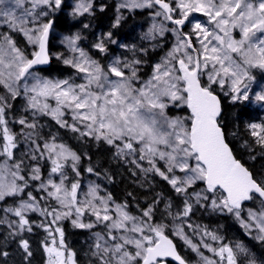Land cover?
Here are the masks:
<instances>
[{
  "label": "snow or ice",
  "instance_id": "1",
  "mask_svg": "<svg viewBox=\"0 0 264 264\" xmlns=\"http://www.w3.org/2000/svg\"><path fill=\"white\" fill-rule=\"evenodd\" d=\"M63 6L64 0H0V27L8 29L0 32V87L6 93L0 95L3 140L0 157H4L0 163V202L8 197H20L18 201L14 200V206L0 209L4 213L0 225L7 227L8 237L31 233L33 222L27 214L39 212L46 219L51 217L50 223L38 225L47 233L41 242L46 253L45 264H76V254L66 244L65 231L59 226L60 221L74 215V228L90 230L102 224L106 230L94 233L92 255L98 264H168L169 258L178 264H188L177 252L173 240L165 234L166 225L149 222L153 207L143 212L147 220L130 215L123 205H116L113 215L109 207L111 197H97V186H89L85 200H79L80 181L72 182L69 187L63 169L71 161L72 171L79 177L77 163L80 156L67 145L55 143V137L41 148L32 139L33 132L24 133L35 145L31 159H44L46 153L52 166L47 182L38 165L32 167L27 178L22 174L24 161L15 160L13 150L17 148V140L6 118V110L12 107L8 98L19 97L22 87L27 106L34 110V115L37 112L49 115L63 128H71L81 136L94 137L97 141L103 140L116 147L118 155L135 153L136 145H139L140 160L147 158L151 165L146 171H155L176 193L185 196L183 210L175 218L189 216L193 209L190 199L194 198L200 204L207 202L209 195L206 193H211V204L201 206L234 213L247 234L251 235L255 228L258 233L255 239L264 243V183H258L234 157L220 121L221 100L213 88L216 84L221 90L227 86L229 91L225 95L230 96L233 104H244L245 111L246 105L251 103L264 107V85L257 83L253 74V70H259L261 80H264V0H122L118 11L158 6L143 39L154 40L158 35H164L168 29L164 24L156 23L157 18L163 17L173 25L171 31L176 35V43L163 61L155 64L151 77L140 81V60L113 59L105 69L78 46L81 39L78 33L64 36L62 43L78 55L70 59L58 58L83 74L84 82L79 84L71 79H46L33 71L34 66L50 62L49 44L54 21L47 17ZM92 11V0H77L69 15L83 16ZM194 13L206 17L207 23L190 19ZM122 18L117 16L113 27L118 26ZM188 23L191 31L184 32L182 29ZM237 30L238 39L233 35ZM12 32L21 33L32 46L31 56L18 47ZM111 35V32L107 34L108 40ZM192 36L196 37L199 47L194 46ZM94 47L101 53L107 52L103 38ZM205 73L206 83L202 80ZM29 79L33 81L31 85ZM49 98L55 100L54 107L48 103ZM169 104L185 105L190 115L169 117L166 112ZM66 110L72 113V124L63 119ZM18 123L33 131L37 127L25 118L19 119ZM247 128L256 143L264 147V122L250 123ZM157 158L166 162V172L156 166ZM191 160L195 161L194 165ZM176 170L184 176L174 175ZM87 171L91 173L93 169ZM54 174H59V182L51 178ZM30 180L40 181L38 191L56 201L59 208H41L31 192L23 198L21 194L26 192ZM197 181L203 182L205 188L189 197L188 190ZM218 189L222 190L219 196L216 195ZM253 194L261 198L262 208L258 212L250 209L246 221L241 218L242 202L251 200ZM171 207V204L166 205L169 215H172ZM86 210H90L95 221H83ZM53 225L56 226L53 228ZM173 234L197 253L202 264H245V261L246 264H257L243 242L223 243V237L207 229L203 230L199 244L193 243L182 227ZM204 237L220 242V246L213 247ZM19 247L25 253V260L33 255L27 239L20 238ZM201 247L218 259L205 256ZM0 255L6 257L8 253L5 251Z\"/></svg>",
  "mask_w": 264,
  "mask_h": 264
},
{
  "label": "trees",
  "instance_id": "2",
  "mask_svg": "<svg viewBox=\"0 0 264 264\" xmlns=\"http://www.w3.org/2000/svg\"><path fill=\"white\" fill-rule=\"evenodd\" d=\"M72 1V0H71ZM69 0H64V6L61 10L50 14L47 19L54 21V27L50 39L49 49L52 54L58 52V56L55 55L51 58V63L46 69H40L38 73L43 76H50L51 78H63L71 77L72 70L70 65L62 63L63 59L58 57L65 55L67 49L58 44L55 47L53 40L58 35L68 36L78 33L82 38H93L94 44L101 41L103 38L107 52L101 53L92 45L85 46L87 55L98 61L102 66L107 68V63L114 58L127 61L138 59L141 61L138 66V75L140 81L146 79L151 73L153 63L156 59L167 49L169 41L166 40L170 34L165 32L164 35L157 36L154 40H145L141 37L140 31H144L146 25L150 19L149 14L155 13L157 9L146 8L142 10H132L128 13L121 9V15L124 16L120 24L116 27H111L110 23L114 19V11L112 9L113 0H92L93 11L91 14H85L83 16L72 17L69 15L71 8ZM103 8V11H101ZM88 25L87 28L84 25ZM114 25V24H113ZM167 26H169L167 24ZM97 32L99 35L97 36ZM111 32V40H108L107 34ZM13 39L17 41V45L26 47V39L20 36L17 32L10 33ZM111 41H116L113 44ZM140 43V44H138ZM81 45H83L81 41ZM125 45L126 47H121ZM30 49L29 47H26ZM133 48L135 51H133ZM142 49L144 51H142ZM254 75L259 76V70H253ZM203 80V79H202ZM204 81V80H203ZM205 82V81H204ZM206 83V82H205ZM216 94L219 96L222 105V114L220 121L223 125V131L225 133L226 142L230 146L234 157L238 159L253 175V178L258 183H264V147L256 143V139L251 136L247 125L250 123L264 122L263 110L258 105L253 103L245 105L241 103L233 104L231 99L225 95L216 85L213 86ZM19 99L14 106L18 104ZM15 108V107H14ZM17 111H21L17 109ZM167 115L171 118H185L190 115V111L185 105L177 108L171 104L166 109ZM22 115L26 120H31L37 125L36 132H33L32 139L45 141L52 140L55 137V143H63L75 151L80 160L77 163V169L80 173L78 179L83 176H92L95 182L102 185L106 195L111 197L114 202H119L123 206H126V211L132 216H142L143 211L147 210L150 206L153 207V223L166 225L165 233L172 236L175 240L177 247L186 261L192 263V259L188 256L190 251L184 249L183 242L174 236L170 230L168 221L178 220L181 222L185 229V234L192 239L193 243L199 244L203 235V230L207 229L209 232H214L218 236L223 237V243L234 244L231 241L230 235L234 234L238 237L243 232H246L244 228L239 224L238 220L234 217V214H229L224 211V214H218L212 208L209 209L206 206H201L211 201L212 194L209 195V200L205 203L195 205V209L189 214L188 217L175 218L178 212H181L184 207L185 198L181 195H177L172 191V188L166 180L157 177L156 173L151 171L141 172V170L132 162L126 161L117 155L116 148L108 145L103 140L97 141L94 137L81 136L77 132L72 131L70 128H63L49 115L36 113L32 115V111L28 108L27 103L24 104ZM10 115L7 114V120L10 119ZM187 122V121H186ZM10 126L14 127L13 130L16 133V124L14 121L9 120ZM1 136V134H0ZM2 142L0 138V143ZM26 156V155H25ZM16 160V159H15ZM24 171L23 175L28 177L26 173L28 171L29 159L24 158ZM14 162V161H13ZM50 161L47 159V154L43 159L41 171L50 172ZM88 168H92L93 172L89 173ZM65 169V168H64ZM69 173L68 185L71 182V178L74 177L72 170L67 169ZM57 175V174H54ZM40 181L37 183L29 181V187L25 193L21 196L25 198L27 192H31L39 201V205L42 208L46 195L42 191H38ZM199 187H203V182H196L191 188L190 192H194ZM204 189V188H203ZM220 192L217 191L216 195L219 196ZM20 197H8L5 201L0 202V209L14 206V200L18 201ZM171 202V206L176 209L175 215H169L165 210L167 202ZM257 202L261 204V201L256 196H253L250 203L245 207L254 208ZM262 205V204H261ZM29 219L33 221L37 219L42 221V216L39 212H30L27 214ZM0 216H4V213L0 211ZM13 218V217H10ZM49 221V220H48ZM190 222V224H188ZM50 223V222H49ZM70 218L64 219L59 222L65 231L66 244L76 254V264H97L96 261H92L88 258L82 241H80L85 231L82 229L74 228L72 226ZM189 225L192 227L190 228ZM102 226L95 228L94 230H101ZM8 229L6 226L0 225V253L7 252L5 257L0 255V264H44L45 257L42 252V241L47 237V233L37 225L33 226L31 233L25 232L22 237H8ZM195 235V236H189ZM7 237V239H5ZM27 239L29 241L30 250L33 255L25 260V253L19 247V239ZM207 243L213 247H219L220 242H213L209 237H204ZM240 240L247 244H253L251 239ZM257 243L256 241H254ZM263 246V243H257ZM201 251L205 255H211V258L218 259L212 252L201 247ZM263 255L264 252H260ZM258 254H254L256 256ZM193 257V254H192Z\"/></svg>",
  "mask_w": 264,
  "mask_h": 264
},
{
  "label": "rangeland",
  "instance_id": "3",
  "mask_svg": "<svg viewBox=\"0 0 264 264\" xmlns=\"http://www.w3.org/2000/svg\"><path fill=\"white\" fill-rule=\"evenodd\" d=\"M77 2V0H69V4L70 5H72V6H74L75 5V3ZM122 2V0H113V6H112V9H113V11H114V14H115V17H114V19L112 20V22L110 23V25H111V27L113 26V24H114V22H115V20L117 19V16L119 15V13H121V10H117L118 9V5L120 4ZM142 9H144V8H142ZM142 9H138V10H142ZM123 10H125V11H127V15H128V13L130 12V11H132V10H129V9H123ZM154 14V13H153ZM194 15L196 16L197 15V18H195V19H199L202 23H207V18L206 17H204L202 14H200V13H194L193 14V16L192 17H190V19H193L194 18ZM122 17H124V16H122ZM149 17H150V19H149V21H148V23H147V25H146V28H145V30L144 31H140V36L142 37L143 36V34L145 33V32H147V30H148V28L151 26V24L153 23V19H152V14L150 13L149 14ZM156 23H162V24H164V26L166 27V25H165V23H164V19H163V17H159V18H157L156 19ZM168 30L167 31H169L170 33H171V35L173 36V42H172V44H171V47L169 48V50L163 55V54H161L157 59H156V61L153 63V66H152V70H151V73L149 74V76L146 78V79H144L143 81H146V80H148L150 77H151V75H152V73H153V69H154V66H155V64H157V63H161L162 61H163V59L167 56V53L173 48V46H174V44L176 43V35H175V33H173L172 31H171V29H172V27H166ZM186 28H187V30H189V31H191V24L190 23H188V24H186ZM5 31H8V29L7 28H3V27H0V32H5ZM20 36H22V37H24L21 33H18ZM99 35V32H97V36ZM233 35L238 39L239 38V35H238V30L237 31H234L233 32ZM63 37L64 36H62V35H58L57 34V37L53 40V43H54V45H55V47L57 46V48L56 49H58V43H59V41L60 40H62L63 39ZM194 37V39H195V43H194V46L195 47H199V44L196 42V37L195 36H193ZM26 41V44L28 43L27 42V40H25ZM194 42V41H193ZM138 44H140V43H138ZM18 47H20L22 50H24L25 51V53H26V55H29V56H31V53H32V51H33V48H32V46L31 45H29V44H27L26 45V47H29L30 49H27L26 47H25V45L24 46H19L18 45ZM54 55H58V53L57 54H54ZM74 55H78V53H76V54H74V53H72L69 49H68V53L67 54H65V55H63V59H70V58H72ZM123 61H127L125 58L123 59ZM62 63H63V61H62ZM71 67V66H70ZM71 69H73L72 70V76L71 77H63V78H58V77H55V78H51L50 76H43V75H41L40 73H38V70H33L34 72H36L37 74H39L41 77H43V78H46V79H51V80H63V79H71L74 83H77V84H79V83H83L84 82V80H83V74H79L78 72H77V70L75 69V68H73V67H71ZM254 74V73H253ZM261 75L262 74H259V76H256L257 77V83H259V84H262V85H264V80H261ZM204 78H205V80L207 81V74L205 73V75H204ZM28 83H29V85H31L32 83H33V81H31V79H29V81H28ZM218 85V84H217ZM137 86H139V85H137ZM219 86V85H218ZM220 87V86H219ZM229 91V89H228V87L226 86L224 89H223V92L224 93H227ZM6 93H5V90L2 88V87H0V95H5ZM23 97V99L22 100H20L19 99V102H18V104L17 105H15L14 106V103L15 102H17V98H19V97ZM19 97H17L15 100H12L10 97L8 98V102L12 105V107L10 108V109H7L6 110V113L7 114H9L10 116V119H8V121L9 120H12V121H14L15 122V124H16V130H17V132L15 133L14 132V130H13V128L14 127H12V126H10V124L8 123V127H9V129H10V131L11 132H13L14 134H15V136H16V140H17V148L16 149H14L13 151H14V156H15V159L16 160H21V159H23V157L24 158H28L29 159V164H28V171L26 172L27 174H28V176H29V174L31 173V169H32V167L33 166H36V165H38L39 167H40V169H41V166H42V162H43V159H37V160H32L31 159V153H32V150H34L35 149V145L34 144H32L29 140H27L26 139V137H25V135H24V133H27V132H36V129L33 131V130H30V129H27V128H24V126H22V125H20L19 123H18V120L19 119H21V118H25L23 115H22V110H23V106H24V104L25 103H27V99L25 98V96L23 95V88L21 87V95H20ZM229 98H230V96H228ZM231 99V98H230ZM44 101H43V98H41V103H43ZM48 103L50 104V105H52L53 107L55 106V100L54 99H51V98H49V100H48ZM253 104H255V105H258L260 108H262V110H263V116H264V107H262L260 104H256V103H253ZM169 105H171V104H169ZM183 104H179V105H175L177 108H179V107H181ZM15 107V108H14ZM17 109H20L21 111H17ZM31 111H32V115H33V112H34V110H32V109H30ZM51 117V116H50ZM173 118H176V117H173ZM63 119H65L69 124H72L73 123V120H72V113L70 112V111H67L66 110V112H65V116L63 117ZM28 121V123H34V122H32L30 119L29 120H27ZM261 123V122H260ZM80 127H81V130L83 131L84 129H83V126L82 125H80ZM71 129V128H70ZM79 135H80V132H77ZM0 138H1V140H2V134H1V136H0ZM34 140V139H33ZM36 141V140H35ZM52 140H45V141H42V140H39L38 142L36 141V143L37 144H39L40 146H41V148H43V144L45 143V142H51ZM2 144H3V140H2V142L0 143V147H2ZM136 147H137V151L135 152V153H131V154H124V155H118L120 158H122V159H125L126 161H130V162H132L133 164H135L140 170H141V172H146V169H149L150 167H151V165L149 164V162H148V159L147 158H145L144 160H140V153H139V145H136ZM116 148V147H115ZM116 152H117V149H116ZM37 154V156L39 157V153H36ZM46 154V153H45ZM26 155V156H25ZM3 160H4V157H0V163H2L3 162ZM135 161V162H134ZM190 163L191 164H195V161L194 160H191L190 161ZM50 165H51V162H50ZM139 165V166H138ZM156 166L157 167H159L160 169H161V171H167V164H166V162L165 161H162V160H159L158 158L156 159ZM67 169H70V170H72V162L71 161H68L67 162V164H66V166H65V169H63V171H64V174L69 178V173H68V170ZM151 172H154V173H156L155 171H151ZM50 173V172H49ZM74 173V177L73 178H71V182H69L68 183V186L70 187V185H71V183L72 182H75L76 180H79L78 179V177L76 176V174H75V172H73ZM174 175H176V176H180V177H183L184 176V173H182V172H180L179 170H176L174 173H173ZM41 175H42V178H43V180L45 181V182H47V180L49 179V174H48V172H45V174H43L42 173V171H41ZM156 176L157 177H160V178H162L160 175H158L157 173H156ZM52 179H54L56 182H59V179H60V176H59V174H57V175H52V177H51ZM163 179V178H162ZM34 182H38V181H34ZM66 182H68V180L66 181ZM198 182V181H197ZM201 182V181H200ZM168 183V182H167ZM169 184V183H168ZM39 185H40V183H39ZM80 188L78 189V199L79 200H81V201H83V200H85V198H86V194L88 193V191H89V186H97V192H96V195H97V197H99V198H105V199H107L108 198V196L106 195V193H105V191H104V189H102L103 187H102V185H100L99 183H97V182H95V180H94V178L92 177V176H83L81 179H80ZM170 185V184H169ZM170 187L172 188V186L170 185ZM39 188V187H38ZM37 188V189H38ZM203 188H205L204 187V185H203V187H199L197 190H195L194 192H199V191H201ZM172 191L175 193V194H177V195H181V196H183L184 198H185V196H184V194L183 193H180V194H178V193H176L175 191H174V189L172 188ZM192 193L193 192H190L189 190H188V195H189V197H191V195H192ZM45 195H46V193H44ZM25 198H27V195H25ZM257 198H259V197H257ZM260 199V198H259ZM261 201V200H260ZM189 202L190 203H192L193 204V208L195 207V205H198L197 203H196V201H195V199L194 198H192V199H190L189 200ZM201 203H205V201H201ZM169 204H171V202H167V205H169ZM207 205H210L211 204V201H209V202H207L206 203ZM116 205H122L121 203H119V202H114V201H110V203H109V207L111 208V210H112V214L113 215H115V209H116ZM206 207H208L209 209H211V207L210 206H206ZM42 208H48L49 210H51L52 208H59V205L57 204V202L56 201H54V200H51V199H49V198H46L45 200H44V205L42 206ZM261 208H262V205L260 204V203H258L257 202V205H256V207H254V208H248V207H245L244 206V208H243V211L241 212V218L242 219H244V220H246L247 221V219H248V215H249V210L251 209V210H253V211H260L261 210ZM62 211L64 210V209H61ZM126 210V209H125ZM165 210H166V208H165ZM222 212V211H221ZM225 212H227V211H225ZM171 213H172V215H175L176 214V209L175 208H173V207H171ZM234 214V213H233ZM28 216V215H27ZM3 216H0V218H2ZM135 217H138V218H144L143 217V215L142 216H135ZM234 217L236 218V216H235V214H234ZM75 218V216L73 215L70 219H71V221H72V219H74ZM82 219H83V221L85 222V223H89V222H93V221H95V217L93 216V215H91V213H90V210H86V214L82 217ZM145 220H147V218H144ZM152 219H153V215H152ZM152 219H151V221H149L150 223H152V224H157V222L158 221H156L155 223H153V221H152ZM237 219V218H236ZM49 220V221H48ZM238 220V219H237ZM51 221V217H48L47 219L45 218V217H42V221H38L37 219H34L32 222H33V226L34 225H40L41 223H49ZM238 222H239V224H240V220H238ZM72 224V223H71ZM241 225V224H240ZM56 225H53V228L55 227ZM100 226H102V229L101 230H94L95 228H97V227H100ZM169 226H170V230H171V232H172V234L175 232V230L178 228V227H182V224H181V222H178V221H176V220H174V221H170V223H169ZM40 228H42V227H40ZM183 228V227H182ZM43 229V228H42ZM79 229V228H78ZM184 229V228H183ZM44 230V229H43ZM82 230H84L85 231V234H84V236H83V238L80 240V241H82V246L84 247V249H85V251H86V253H88V258L89 259H91L92 261H96V263L98 264V261L96 260V258L92 255V246H93V244L95 243V238H94V233H98V232H104V231H106L105 229H104V227H103V225L102 224H98L96 227H94L93 229H82ZM245 230V229H244ZM246 231V230H245ZM184 233H185V230H184ZM247 233V232H246ZM174 235V234H173ZM258 235V233H257V231L255 230V228H253V230H252V233H251V236L255 239V237ZM175 236V235H174ZM177 238H179L178 236H176ZM57 239H59V237L57 236ZM180 239V238H179ZM181 240V239H180ZM182 242H183V244H185V242L183 241V240H181ZM255 241H258L259 242V240H257V239H255ZM49 242H50V240H49ZM244 243V242H243ZM245 244V243H244ZM245 246L246 247H248L247 246V244H245ZM185 247L186 248H188L189 250H190V252H192V254H193V257H190L191 259H192V261L194 262V264H202V262L200 261V259H199V256L197 255V253H194L192 250H191V248L190 247H188L186 244H185ZM249 248V250L251 249L250 247H248ZM42 252L44 253V257H45V261H46V253L44 252V249H43V244H42ZM255 254H257L256 252H255ZM205 256H208L209 258H211L209 255H205ZM259 255H256V257H258ZM259 258H260V256H259ZM242 259V258H241ZM262 259L260 258V259H258V260H256L257 261V264H262V261H261ZM44 264H45V262H44ZM245 264H246V261H245Z\"/></svg>",
  "mask_w": 264,
  "mask_h": 264
},
{
  "label": "flooded vegetation",
  "instance_id": "4",
  "mask_svg": "<svg viewBox=\"0 0 264 264\" xmlns=\"http://www.w3.org/2000/svg\"><path fill=\"white\" fill-rule=\"evenodd\" d=\"M241 237H243L244 239H251V241H253L254 242V238L251 236V235H248L247 233H242L241 234ZM230 238H231V241L233 240L234 241V244L237 242V241H240V242H244V241H242V240H240V238H239V235H238V237L236 236V235H234V234H232V235H230ZM257 243H262V242H258L257 241ZM257 243H253V247H254V250H260V249H262L263 247H264V245L263 246H260V245H258ZM233 244V245H234ZM264 244V243H263Z\"/></svg>",
  "mask_w": 264,
  "mask_h": 264
},
{
  "label": "water",
  "instance_id": "5",
  "mask_svg": "<svg viewBox=\"0 0 264 264\" xmlns=\"http://www.w3.org/2000/svg\"><path fill=\"white\" fill-rule=\"evenodd\" d=\"M50 63V62H49ZM49 63L48 64H46V65H37V66H34V68H33V70H37V69H41V68H45V67H47L48 65H49ZM231 149V148H230ZM205 186V185H204ZM220 191H222V190H220ZM255 195H257L258 196V194H255ZM259 197V196H258ZM260 198V197H259ZM261 199V198H260ZM246 202H249V201H244V202H242V203H246ZM170 239H172L171 237H169ZM173 240V239H172ZM173 243L175 244V242H174V240H173ZM176 246V245H175ZM176 249H177V247H176ZM177 252H178V250H177ZM179 253V252H178ZM180 254V253H179ZM168 263H173V264H178V262L177 261H175V260H173L172 258H169V260H168ZM189 264V263H188Z\"/></svg>",
  "mask_w": 264,
  "mask_h": 264
},
{
  "label": "bare ground",
  "instance_id": "6",
  "mask_svg": "<svg viewBox=\"0 0 264 264\" xmlns=\"http://www.w3.org/2000/svg\"><path fill=\"white\" fill-rule=\"evenodd\" d=\"M264 248V247H263Z\"/></svg>",
  "mask_w": 264,
  "mask_h": 264
}]
</instances>
